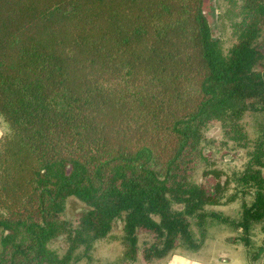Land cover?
<instances>
[{"label":"trees","instance_id":"obj_1","mask_svg":"<svg viewBox=\"0 0 264 264\" xmlns=\"http://www.w3.org/2000/svg\"><path fill=\"white\" fill-rule=\"evenodd\" d=\"M202 1L0 0V264H90L107 239L118 264H152L224 225L262 254L264 0H224L228 46ZM213 125L240 169L208 157Z\"/></svg>","mask_w":264,"mask_h":264},{"label":"rangeland","instance_id":"obj_2","mask_svg":"<svg viewBox=\"0 0 264 264\" xmlns=\"http://www.w3.org/2000/svg\"><path fill=\"white\" fill-rule=\"evenodd\" d=\"M203 9L205 15L211 24L214 35L220 37L223 44L228 46L232 40L230 19L228 13H226V4L224 0H203ZM249 117H245L247 131L250 136L253 137V128L249 123ZM206 148L209 149L210 160H214L218 167H221L227 171L233 169H240L245 162V150L235 148L231 141L227 142L223 136L222 130L218 125L210 126L206 132ZM1 135V128H0ZM84 207V205L75 198H69L64 217L67 219L73 218L76 214ZM211 209L223 211V213L236 217L239 212V200L229 203L227 205H221L211 207ZM262 223H258L252 230L253 247L256 249L262 245V233L260 231ZM197 232V228H193ZM113 235L120 236L121 231L119 227L113 231ZM233 232L224 226L216 227L212 226L209 228L208 236L205 239V245L196 253L187 252L184 249H178L177 252H182L188 256H194L202 260L216 259H233L235 264H248V255L244 254L242 246H236L229 242L228 237H232ZM145 234L140 235V241L145 239ZM50 247L56 249L58 252H63L66 248V244L62 239L53 240L50 243ZM255 252V250H251ZM122 252V246L118 239H107L100 242L93 252V259L90 264H118ZM163 261V260H161ZM161 261H153L152 264H162ZM233 263V264H234ZM77 264H86L85 261L78 262ZM133 264H146L141 255L138 256L137 260ZM254 264H264V251L258 257Z\"/></svg>","mask_w":264,"mask_h":264},{"label":"crops","instance_id":"obj_3","mask_svg":"<svg viewBox=\"0 0 264 264\" xmlns=\"http://www.w3.org/2000/svg\"><path fill=\"white\" fill-rule=\"evenodd\" d=\"M213 258V257H212ZM202 260L194 256H188L182 252H175L161 261L162 264H233V259H221L214 256L216 259ZM235 264V263H234Z\"/></svg>","mask_w":264,"mask_h":264}]
</instances>
